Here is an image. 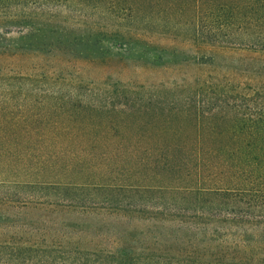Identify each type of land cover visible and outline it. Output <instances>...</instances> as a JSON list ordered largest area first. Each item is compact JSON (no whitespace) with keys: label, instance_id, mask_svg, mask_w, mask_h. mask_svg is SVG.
I'll list each match as a JSON object with an SVG mask.
<instances>
[{"label":"trees","instance_id":"obj_1","mask_svg":"<svg viewBox=\"0 0 264 264\" xmlns=\"http://www.w3.org/2000/svg\"><path fill=\"white\" fill-rule=\"evenodd\" d=\"M151 1L155 3L150 9L161 8V0ZM106 4V16L117 17L122 11L118 18L124 19L123 11H128L126 16L136 21V8L122 7L118 0H107ZM100 8L93 0H0V62L6 71H0L4 73L0 84L8 90V101L0 103V203L14 210L46 201L74 208H109L127 211L123 215L126 218L131 212L147 221V228L138 237L141 244L59 251L45 236H22L19 222L11 224L8 216L0 214V264H264V95L259 91L238 102L225 97L222 89L199 88L185 98L188 101L184 104L172 101L168 120L159 123V129L177 133L172 125L175 118L189 124L193 134L159 138L161 147L147 149L143 156L134 152L131 158L135 165L148 174L146 184L18 179V164L27 167V173L36 147L41 152L39 164L44 168L54 169L62 163L50 151L58 147L52 141L62 138L34 136L29 128L38 121L36 112L28 107L16 110L11 98L18 88L64 86L67 80L55 72L39 75L20 71L18 59L55 52L96 57L93 54L102 53L104 47L98 44L110 35L109 31L93 26L78 32L76 25ZM175 8L178 20L155 19L158 25L191 30L192 38L221 50L244 45L264 51V0H167L168 13ZM190 9V19H184ZM12 27L18 28V36L8 37ZM26 96L31 99L30 94ZM212 100L217 104H208ZM76 109L51 106L39 122L52 127L47 120L50 114L55 112L63 118L73 116ZM163 114L160 110L158 118ZM178 126L185 130L182 122ZM21 127L28 132L14 133ZM66 142L77 144L75 139ZM88 154L66 159L63 170L74 171L75 166L84 167L86 161L94 163L93 152ZM46 158L52 160H42ZM118 158L120 154H111L102 171L112 169L114 161L122 163ZM14 186L34 194L12 193ZM18 213L12 211L11 218H17Z\"/></svg>","mask_w":264,"mask_h":264},{"label":"rangeland","instance_id":"obj_2","mask_svg":"<svg viewBox=\"0 0 264 264\" xmlns=\"http://www.w3.org/2000/svg\"><path fill=\"white\" fill-rule=\"evenodd\" d=\"M118 1L122 7L129 5L136 8L135 22L131 16H126L130 14L128 11H123L124 19L118 18L122 12L121 8V12L116 9V13L120 12L117 17L106 16L103 12L107 0H93L101 5L99 12L84 16L83 21L76 25L78 32L93 26L98 30L109 31L110 35L98 44L104 48L102 53L93 54L96 57L85 58L77 57L72 52H55L28 54L18 59V70L23 69L25 72L39 75H51L55 72L67 79L64 86L44 85L27 90L18 88L11 98V104L16 110L28 107L36 112L38 121L29 128L34 136L62 138L58 142L52 141L53 145L57 144L58 147L50 148L56 155L54 159L57 157L62 163L54 169L44 168L39 164L41 152L36 147L32 152L33 163L27 173L24 172L27 167H22L21 162L18 164L19 180L28 178L31 181L70 180L89 184L101 181L113 185L141 182L146 184L148 174L143 167L135 165V159L131 158L135 156L134 152L143 156L145 150L161 147L162 140L159 138L170 139L193 134L189 124H184V120L177 122L175 118L172 125L179 133L172 129L164 132L159 129V123L168 120L172 101L184 104L188 101H185V98L191 97L199 88L222 89L225 97L229 100L237 99L238 102H241L244 96L252 98L256 91H259L261 96L264 95V51L244 45L221 50L214 45L207 46L208 43L195 40L190 35L191 30L158 25L155 19L178 20V17H175L177 8L168 13L167 0H161V8L159 6L154 10L149 8L155 3L151 0H124L128 5H125L123 0ZM190 14L191 9L188 17L184 19L189 18ZM11 30L13 32L8 37L18 36L17 27H12ZM2 68L0 62V71L6 73ZM2 75L4 73L0 72V77ZM142 91L145 92L137 93ZM7 92V88L0 84V103L8 101ZM27 94L31 95L30 100L26 99ZM140 97L144 102L137 99ZM208 104L215 105L217 101L212 100ZM51 106H62L67 111L77 107V111L73 116L65 115L63 118H59L55 112L50 114L47 120L53 124L51 127L46 122H39L43 121L44 110ZM204 109L207 110V107ZM160 110L164 114L158 118ZM179 121L185 130L178 126ZM147 124L150 126H146ZM27 132L23 127L14 130L18 135ZM67 139H75L77 144L67 143ZM88 152H93L96 157L94 163L86 161L85 169L78 165L74 171L63 170L66 159L74 158L76 154L88 156ZM108 154L109 157L104 159ZM111 154H120L118 159L122 163L114 161L112 169H106L108 171L104 172L102 170L105 169ZM11 192H20V196L34 194L15 186ZM41 193L43 192H39ZM28 199L22 197L21 200ZM44 203L20 206L15 210L0 203V214L8 216L11 224L19 222L22 236L27 239L28 236H45L59 251L111 246L123 248L134 242L141 244L138 237L147 228V221L140 219L139 215L129 212L126 214L130 218L123 217L127 211L118 212L109 208L89 206L88 209L57 206L47 201ZM12 211H19L17 218H11ZM2 226L0 221V228Z\"/></svg>","mask_w":264,"mask_h":264}]
</instances>
